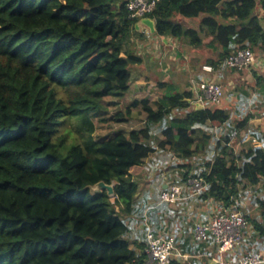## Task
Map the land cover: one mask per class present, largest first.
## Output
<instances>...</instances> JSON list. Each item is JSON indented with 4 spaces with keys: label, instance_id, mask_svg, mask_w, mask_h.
<instances>
[{
    "label": "trees",
    "instance_id": "obj_1",
    "mask_svg": "<svg viewBox=\"0 0 264 264\" xmlns=\"http://www.w3.org/2000/svg\"><path fill=\"white\" fill-rule=\"evenodd\" d=\"M257 9L264 21V0H158L147 19L156 36L194 48L209 41L207 63L217 70L237 50L264 52ZM176 18L199 19L200 31ZM135 25L125 0H0V264H141L124 218L138 194L135 175L156 151L152 138L162 135L159 150L187 155L200 129L228 121L220 106L167 120L192 98L169 83L156 85L155 109L147 99L115 109L142 63L129 49ZM138 107L143 128L111 129ZM263 137L238 154L223 148L198 176L200 196L228 209L259 185ZM99 183L113 196L95 190Z\"/></svg>",
    "mask_w": 264,
    "mask_h": 264
},
{
    "label": "crops",
    "instance_id": "obj_2",
    "mask_svg": "<svg viewBox=\"0 0 264 264\" xmlns=\"http://www.w3.org/2000/svg\"><path fill=\"white\" fill-rule=\"evenodd\" d=\"M255 1L258 3V0ZM256 14L259 15V20L264 30V21L258 9L256 10ZM176 21L184 27L199 29V19L189 20L176 18ZM136 32L140 34V40H142L144 44L148 45V43H151V45L154 46L149 55H138L142 63L136 66L131 73L129 86L130 89H133L135 99L148 100L146 95L151 92L152 87L156 88L158 83L172 84L180 93L191 92L192 104H190V107L188 109H177V113L171 111L167 120L182 119L188 111L194 110L193 103H196L195 92L198 84L201 82H210V79H213L217 83H221V85L225 83L229 84L232 81L231 74H233V72L234 74L237 73V71L231 70H214L209 63H207L208 60L200 62L199 64L192 63L189 54H191L194 49L182 39L169 36L160 37L153 33L147 35L145 26H141L140 31ZM155 46H157V48H155ZM202 47L203 51L205 49L210 50L209 41L207 42V40H205ZM252 53L255 60L254 64L248 70L239 71V73H243V75L246 73L248 74L250 70H257V72L259 71L261 73L264 72V52L257 51ZM156 56H158L157 59L159 62L155 65L154 58ZM163 63L166 64L163 65ZM168 64L170 65L169 67ZM192 64H194V66ZM205 66L211 67V71H204L203 67ZM257 75L260 76V74ZM232 77L233 80H236L235 76ZM252 81L253 80L250 79L246 82V85L251 88L252 93L251 90L246 92V90L241 91V88H238L235 92L234 89L235 93L240 92L244 98L240 100V104H234L235 107H233V110L230 105L221 103V108L229 115L228 121L222 125H218V127L212 123L210 126L200 129L198 131L200 136L195 139L196 144H194L196 146L192 149L194 152L191 151L187 155L180 153L181 156L178 158V167L186 169L182 175V179L185 183L189 177H198L195 175L196 171H207V164L212 162V160L207 161L205 163L206 165H201L202 167H199V169L190 168L188 166L189 163H187V161L193 156H196L195 152L197 151L198 153L199 151L197 148L199 147L201 136L204 135L208 137L206 140H203V142L210 143L211 146L205 144L210 152L216 151L212 148L213 145H215L216 148H220L216 153L217 156L223 148L231 149L235 154H238L244 148L254 144L252 143V139L258 141L260 140V136L264 134V79L260 78L258 82H255L253 85ZM154 95L156 99L160 98V94ZM240 96L237 97L240 99ZM156 99L153 101L156 102ZM149 105L151 106L150 103ZM203 106L206 107L204 104ZM152 108L155 109V107ZM137 111L138 108L132 111L131 119L127 122L128 124H131V122L138 124L137 128L129 126L128 131L121 129L125 133L131 130L141 129L145 126L146 116L143 112L141 113L142 116L139 118V122L133 121ZM241 122H243V124L239 125ZM238 126L239 128H237ZM212 138L215 139V143L212 142ZM161 139V134L156 133L154 135L151 140V146L155 148L156 151L144 160L140 173L135 175L138 194L136 195L131 214L125 215L124 218L128 225V233L125 240L129 248L134 249L139 256L142 255L145 258L143 254L145 233L148 229H151L154 234L159 236L174 237L175 247L181 257L174 259L172 264H231L237 258L251 252L260 253L264 258V240L254 236V232L250 230L251 226L248 224V221H246L245 228V235L247 237L245 238L244 235V238L249 245L247 246V243H245L246 245L242 244L240 248L231 253L220 255L216 246L211 242H194L192 240V232L195 223L199 222L201 219H203L202 222L209 221L214 210L221 204L210 199H203L202 196L191 197L187 185H177L181 188V198L176 203H159V194L170 185H176L172 182V176L177 172V168L171 166L169 163V160L172 161L175 159L174 156H168V154H170V147H166L162 150L157 149L158 142ZM153 142H155V146L152 144ZM178 151L180 152V150ZM160 154L161 156L167 155V158H165V167L161 166V164L159 165L160 162L158 163V159L159 161L162 160V157L158 156ZM180 160L182 161L180 162ZM139 246L143 249H138ZM144 258L142 260H144Z\"/></svg>",
    "mask_w": 264,
    "mask_h": 264
},
{
    "label": "built area",
    "instance_id": "obj_3",
    "mask_svg": "<svg viewBox=\"0 0 264 264\" xmlns=\"http://www.w3.org/2000/svg\"><path fill=\"white\" fill-rule=\"evenodd\" d=\"M158 0H125V7L128 17L136 23L153 12ZM148 35V34H147ZM254 55L249 49H240L225 58L218 67L220 71H243L254 64ZM206 72L211 67H203ZM224 98L222 87L213 82H201L195 92L196 103L204 104L208 101L211 106H220ZM252 139V143H257ZM191 197L200 196L205 188L200 177H189L186 180ZM181 198V188L177 185H170L159 194L160 204H174ZM246 228V221L241 212L232 206L228 209L218 206L209 221L195 223L192 232V240L196 243L211 242L216 246L220 255L231 253L242 245L243 231ZM143 254L144 260L141 264H171L181 255L175 247V239L172 236H159L151 229L145 233ZM231 264H264V258L260 253L251 252L237 258Z\"/></svg>",
    "mask_w": 264,
    "mask_h": 264
},
{
    "label": "rangeland",
    "instance_id": "obj_4",
    "mask_svg": "<svg viewBox=\"0 0 264 264\" xmlns=\"http://www.w3.org/2000/svg\"><path fill=\"white\" fill-rule=\"evenodd\" d=\"M185 28H187V27H185ZM196 30L198 31L199 29H196ZM139 35L140 34L135 31L134 35L132 36V41H131V43L129 45V49L133 50L134 53L137 54V55H142V54H144V55L148 54L149 55L152 52V50H153L152 47L154 45H151V43H148V45L144 44L142 42V40H140ZM200 36L202 37L203 42H204V34L203 35L200 34ZM155 48H157V46H155ZM191 48L194 49V51L191 54H189L192 63L199 64L200 62H204V61L210 60V59H212L214 57V55H213L211 50L205 49L203 51V47L202 46L197 47V48H194V47H191ZM157 58H158V56H156L154 58L155 59V61H154L155 65L158 64V62H159ZM166 63H167V61H166ZM166 63H163V65H165ZM192 65L194 66V64H192ZM169 66L170 65L168 64V67ZM134 67L132 68V70H134ZM248 69H246V70H248ZM233 74H234V72H233ZM233 74H231L232 81L229 84L225 83L224 85H221V83H217L213 79L209 80L210 82L217 83V84H219L222 87L223 93H224V98L222 100V103H226L227 105H230L232 110H233V107H235L234 104H240V100H242L244 98V96L241 95L240 92L235 93L236 89L241 88V91H245L246 90V92H248V90H251V88H249V86L246 85V82L248 80H250V79L253 80L252 81V85H253V84H255V82H258V80L260 78L264 79V72L263 73H261L259 71L257 72V70L256 71L250 70L248 74L246 73L244 75H243V73H239V72L235 73L234 75ZM257 74H260V76L257 75ZM211 76H212V74H211ZM232 76H235L236 80L235 79L233 80ZM240 76H241V79H240ZM131 86H133V85H131ZM145 86H148V85H145ZM234 89H235V92H234ZM153 93L157 94V95L160 94L155 87H152L151 92L148 93V95H146L147 98H148V102L151 104L152 107H154V103H155L153 100L156 99V96ZM251 93H252V90H251ZM240 95L242 96V98H241ZM237 96H240V99ZM141 98H142V95H141ZM132 100H135V94L133 92V89H130L127 97L125 98V100L121 101L120 103H117L116 106H115V109L125 106L126 104H128ZM203 103H204V105L206 107H212L211 104L208 101H206V100ZM172 111H174V113L178 112L177 109L176 110H172ZM141 113H142V110H141L140 107H138V111L135 114L133 121L139 122L140 121L139 118L142 116ZM214 124L218 127V123L214 122ZM137 125L138 124H134V122H131V124H128V123L127 124L114 123L111 126V129L113 131L119 130V129L120 130L123 129V130H127L128 131L129 126L137 128ZM199 142H200L199 143V147L200 148L199 147L197 148V150H199L198 151L199 154L196 151L195 152L196 156H193L192 158H190L187 161V163H189L188 166L190 168L199 169V167H202L201 165H203V166L206 165L205 163L207 161H209V160L213 161L215 159V157H216L217 151L220 150V148H216L215 145H213L212 148H214L216 151H211L210 152L208 150V148H206L207 145L211 146L209 142L205 143V142H203L201 140ZM212 142L215 143V139L214 138H212ZM152 144L155 146V142H153ZM195 144L192 146V149L195 148V146H196ZM205 144H207V145H205ZM192 152H194V151L192 150ZM180 153L181 152H179L177 149H174V148L170 147V154H168V156H170V157L174 156L175 157V159H173L172 161L169 160V163H170L171 166L177 168V172H175V174L172 176V178H173L172 182L175 183L176 185L182 186V185H186L185 181H183V179H182V175L184 174L186 169L178 167V163H179V159L178 158H180V156H181ZM158 156L162 157V160L159 161V159H158V163L160 162L159 165L161 164V166L165 167L166 166L165 158H167V155L161 156V154H160ZM181 161L182 160H180V162ZM201 173H202L201 171H196L195 175L196 176H200ZM241 194L242 195H240L236 199L235 206H236L237 210L242 213V215L244 216L245 220L248 221V224L251 226L250 230L251 231L253 230L252 232H254V236L264 240V208L261 205V202L264 200V180H262V182L259 185H257V186H254V187L246 186L245 189L241 191ZM199 221H203V219H201ZM245 233H246V230L243 231L242 244L246 245L245 243H247V246H248L249 243L247 242V240H245V238L247 237L245 235ZM244 235H245V238H244Z\"/></svg>",
    "mask_w": 264,
    "mask_h": 264
},
{
    "label": "water",
    "instance_id": "obj_5",
    "mask_svg": "<svg viewBox=\"0 0 264 264\" xmlns=\"http://www.w3.org/2000/svg\"><path fill=\"white\" fill-rule=\"evenodd\" d=\"M141 26H145L146 27V32H147L148 35L150 33H153L154 34V21L153 20L143 19V20L139 21L135 25V30L136 31H140ZM187 102L189 104H192L191 103V100H187ZM193 106H194V111H198V110H203L204 109V106L202 104H200V103H193ZM96 190L97 191H103L104 190V191L107 192V194L109 196H113L112 186H108V185H106L104 183H99L96 186Z\"/></svg>",
    "mask_w": 264,
    "mask_h": 264
}]
</instances>
